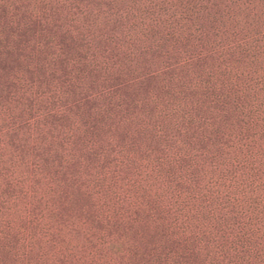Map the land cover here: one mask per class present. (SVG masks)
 <instances>
[{
  "label": "rangeland",
  "instance_id": "rangeland-1",
  "mask_svg": "<svg viewBox=\"0 0 264 264\" xmlns=\"http://www.w3.org/2000/svg\"><path fill=\"white\" fill-rule=\"evenodd\" d=\"M0 264H264V0H0Z\"/></svg>",
  "mask_w": 264,
  "mask_h": 264
}]
</instances>
